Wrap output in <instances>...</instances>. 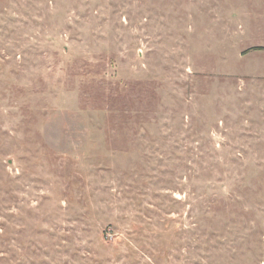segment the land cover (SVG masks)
Masks as SVG:
<instances>
[{"label":"rangeland","instance_id":"1","mask_svg":"<svg viewBox=\"0 0 264 264\" xmlns=\"http://www.w3.org/2000/svg\"><path fill=\"white\" fill-rule=\"evenodd\" d=\"M0 264H264V0H0Z\"/></svg>","mask_w":264,"mask_h":264}]
</instances>
